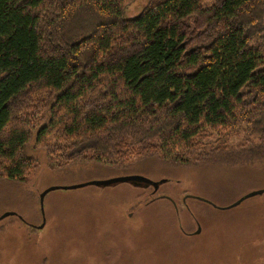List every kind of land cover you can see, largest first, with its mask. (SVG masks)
Returning a JSON list of instances; mask_svg holds the SVG:
<instances>
[{"label":"trees","instance_id":"1","mask_svg":"<svg viewBox=\"0 0 264 264\" xmlns=\"http://www.w3.org/2000/svg\"><path fill=\"white\" fill-rule=\"evenodd\" d=\"M135 1L0 0V181L26 183L32 142L62 165L264 162V0L123 19Z\"/></svg>","mask_w":264,"mask_h":264},{"label":"rangeland","instance_id":"2","mask_svg":"<svg viewBox=\"0 0 264 264\" xmlns=\"http://www.w3.org/2000/svg\"><path fill=\"white\" fill-rule=\"evenodd\" d=\"M146 5L136 0L123 19ZM27 154L36 169L26 183L0 181V264H264V194L215 208L264 191V162L233 166L215 157L174 169L155 157L114 167L62 165L33 142ZM123 177L166 182L157 191L130 184L63 189ZM50 188L59 189L41 208Z\"/></svg>","mask_w":264,"mask_h":264},{"label":"water","instance_id":"3","mask_svg":"<svg viewBox=\"0 0 264 264\" xmlns=\"http://www.w3.org/2000/svg\"><path fill=\"white\" fill-rule=\"evenodd\" d=\"M131 184L133 183L134 186L136 187H144V186H151L154 191H157L159 189V186L163 183L160 182V183H153L147 179H144V178H141V177H123V178H116V179H111V180H107V181H102V182H95V183H89V184H83V185H79V186H75V187H71V188H63V189H78V188H82V187H86L88 185H93V186H99V187H109V186H113V185H116V184ZM56 189H59V188H50L46 191H44L42 193V195L40 196V205H41V208L43 206V199L44 197L46 196V194H48L49 192H52ZM264 194V191H259V192H254V193H251L245 197H243L242 199H240L239 201H237L236 203L232 204L231 206H228L226 208H217L215 207L216 209L220 210V211H226V210H230V209H233L235 207H237L238 205H240L244 200H247V199H250L252 197H255V196H259V195H262ZM199 202H202V203H205V204H208L209 206H213L211 203L205 201V200H202V199H198V198H193ZM6 216H14V214H7ZM42 226L41 225L40 227H38V229H42ZM200 232V229L198 227V231L197 233Z\"/></svg>","mask_w":264,"mask_h":264}]
</instances>
